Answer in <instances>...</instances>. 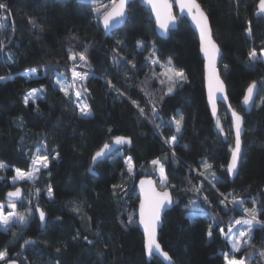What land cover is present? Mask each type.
<instances>
[{
    "label": "trees",
    "instance_id": "16d2710c",
    "mask_svg": "<svg viewBox=\"0 0 264 264\" xmlns=\"http://www.w3.org/2000/svg\"><path fill=\"white\" fill-rule=\"evenodd\" d=\"M106 1L109 0L99 3ZM259 1L239 0L237 5L236 0H198L222 49L219 69L231 107L243 114L240 100L245 88L253 81L259 84L253 109L245 115L244 154L236 177L230 181L225 168L233 145L231 121L223 105H219L216 117L211 116L198 39L185 18L167 39H162L154 31L149 10L135 0L129 5L123 27L105 36L98 25L99 3L0 0L10 10H0V15L6 17L0 29V42L5 45L0 76L11 77L0 81V162L8 165L0 170V176L5 178L0 180V202H5L7 191L21 186L25 198L17 207H25L30 192L33 204L38 202L48 215L43 229L34 212L26 226L14 225L7 233L0 232V250L7 248L8 257L18 259L20 264L25 258L27 264H164L156 256L146 259L137 225L139 199L135 192L138 178H156L151 161L159 158L169 184L176 186L168 189L178 202L165 212L158 237L174 264H225L223 253L236 259L244 257L248 264H264V256L259 254L264 251V228H255L251 246L246 245L238 253L231 252V245L220 232L223 228L226 233L234 219L246 215L243 208L260 209L264 205V62L250 66L247 60L253 47L258 54L264 48V18L258 9ZM29 17L42 24L44 30L33 29ZM249 24L252 39L245 34ZM73 35L77 39H70ZM137 41L145 42L142 50L137 48ZM153 42L160 61L170 57L175 68L182 69L188 78L163 101L160 96L166 85L151 77L152 67L146 62ZM85 45L89 46L85 53L89 67L77 69L94 73V78L84 81L85 99L92 113L89 117L80 116L79 108L55 84L58 75L67 82L71 80L72 62L67 49L84 52ZM8 54H12V61H8ZM114 56L124 59L114 63ZM76 64H80L79 59ZM32 69H36L35 78H26V70ZM155 71L159 73L160 68L155 67ZM107 80L125 95L110 89ZM32 90L41 94L25 105L24 97ZM69 93L74 98L70 90ZM132 100L144 108V116ZM153 103L164 120L177 113L184 115L181 133L177 134L174 127H154ZM217 117L222 120L223 135L216 126ZM172 135H177L178 143L166 144L164 141ZM116 136L129 137L131 146L117 148L94 166L95 174L90 173L93 153ZM42 144H46L47 151L40 155H48V169H42L34 183L13 184L14 170L28 171L33 154ZM57 153L59 159L53 160ZM129 157L134 165L132 173L125 163ZM202 159H207L223 183L213 181L212 187L198 175ZM202 180L201 192L183 191ZM49 185L53 190L51 199L47 195ZM36 189L40 190L38 196ZM204 196L210 204L203 200ZM225 197L226 203L233 198H243L246 203L242 207L228 203L226 209L220 203ZM76 206L79 213L74 210ZM129 216L132 224L128 223ZM213 217L218 223L213 225L209 238ZM258 218L264 222V213ZM84 237L94 243L89 245ZM28 239L36 243L22 250ZM21 251L22 256H17ZM250 255L253 258L247 259Z\"/></svg>",
    "mask_w": 264,
    "mask_h": 264
},
{
    "label": "snow or ice",
    "instance_id": "6c2138e0",
    "mask_svg": "<svg viewBox=\"0 0 264 264\" xmlns=\"http://www.w3.org/2000/svg\"><path fill=\"white\" fill-rule=\"evenodd\" d=\"M88 2L92 4H98L100 0H88ZM130 2V0H111L110 6H104V10L102 13V22L103 27L105 29L106 34L112 31L115 28L122 26L128 19L126 5ZM142 2L147 3L151 6L152 11L155 14V23L160 30V34L163 37H167L168 34L173 30L174 26L180 21L181 17L185 14L191 17V20L195 23L196 28L199 31V39H200V47L204 56L207 60V81H208V102L211 105L212 115L215 117L217 116V101L226 102L227 101V94L225 90V86L223 81L219 78V74L216 69V62L217 58L221 56V49L220 46L217 44L215 39L213 38L214 33L212 32L211 25L209 22V16L207 12L203 9L202 5L198 2V0H175V3L178 5L180 10V16L173 15L172 12V4L169 0H142ZM237 5L239 4V0H236ZM260 13H264V0H260L259 4ZM0 10L4 12H9L8 6L6 3H0ZM97 15L101 14V8L96 9ZM259 15V13H258ZM6 19L5 16L0 15V29L4 28V20ZM29 24L32 26L33 29L43 31L44 26L40 24L35 18L29 17L28 18ZM245 34L248 36L249 39H252L253 32L251 25L246 28ZM70 39H77L74 35L70 37ZM11 42V41H10ZM120 41H117V45H120ZM143 41H137V48L143 49L144 47ZM88 45L84 46V52H74L72 48L67 49L69 54V60L73 63V67L71 68L72 73V82L68 84L66 79H62L57 76L55 80V84L60 87V90L64 93V96L72 101L76 107L79 108V115L82 117H89L91 116V108L87 104L85 99V93H87V87L84 84V81L89 79L90 77L94 78V73L90 71L80 72L77 71V68L89 67L87 63V57L85 53L87 52ZM5 45L0 42V59H3V51ZM116 49H113V52H116ZM158 49L155 46V42L152 44V49L150 52L149 57L146 58V62H148L151 67L152 71L150 73L151 77L159 79V82L162 86L166 85V90L160 96V100L163 101L165 96L171 95L178 86L182 85L183 83L187 82V76L185 75L182 69H177L172 63L171 58L169 57L166 62H161L159 57L156 56V52ZM13 57L12 54H8V61H12ZM79 59L80 64L77 65L76 61ZM121 59L124 58H117L116 56L113 57L114 63H119ZM247 60L249 65H254L257 63L264 62V48H261L259 54L256 48H252L247 54ZM132 63V62H129ZM133 68L136 67L134 63H132ZM159 67L161 71L157 73L155 71V67ZM227 69V65L224 66ZM51 66H46L45 75H47V70H49ZM25 76L28 79L35 78L36 76V69H32L30 72L26 70ZM11 77L0 76V81H6ZM79 82V83H77ZM106 83L110 89H114L118 95L124 96L125 93L121 92L119 89L112 84L110 80H107ZM76 89L75 90V98H73L70 93L69 89ZM257 88V82L253 81L249 84L246 94L243 98V104L246 109L251 106V102L253 101V96L255 90ZM146 96H150V93L145 92ZM38 95L37 90L30 91L24 97V103L27 105L29 100H34ZM131 103L138 109L141 116L145 115L144 108H142L137 101L132 100ZM264 103V100H262ZM229 109H231V105H228ZM38 110V109H37ZM152 113V122L156 129H162L164 127H174L175 132L177 134L181 133L183 122H184V115L182 113H177V116L172 117L170 120H164L160 115L159 111L155 107V104H152L151 108ZM159 120L160 123H156ZM247 121L245 117L238 113L235 109H231V126L230 130L234 132V144L230 145V161L226 166V171L228 175L234 176L237 174L238 166L242 160L244 149H243V135L246 132L245 124ZM217 128L219 132L223 135L224 130L220 124L219 119L217 118ZM111 131V129H109ZM225 139L227 136L225 135ZM166 144L172 145L178 143L177 135H172L169 139L164 141ZM131 139L125 136H116L113 138L112 143H105L103 147L95 152L92 156V166L89 167L88 171L95 172V164L99 163L102 159L108 156L109 153L113 151L114 148L118 146H122L125 144H130ZM46 152V144H42L40 147L36 149V153L32 156V165L28 171H24L22 169L16 168L15 175L11 178L12 183L15 184L17 181H30L35 182L40 175L42 169H48L49 167V158L48 155H40L41 152ZM175 151L173 150V159H175ZM53 160L59 159V153L52 157ZM167 159V157H165ZM125 163L127 164V169L129 173H132L134 165L131 162V157H129ZM151 164L154 166V170L158 171L159 173V182L161 187L165 188V191L157 192L154 187H151L153 184L152 180H141L140 185L141 189L145 183L150 186V193L146 196L145 200L141 201L140 204V221L139 223L143 225L144 233L146 236V254L151 256L154 252L156 254L162 253L164 259L169 261V264H174L172 258L168 255L167 252H163L160 243L157 239V226L162 222L161 221V210L166 209L167 207L171 206L174 203H177V200H174L168 188L175 189V185H170L168 182V175L165 173L164 164L161 162L159 158L154 159L151 161ZM201 169L198 171V175L203 177L204 180H208L211 183L212 187H215V183H223L221 177L217 176L215 171L212 170V165L208 163L207 159H202L200 161ZM8 165L0 162V170L6 169ZM223 167V166H222ZM5 179L4 177L0 176V180ZM215 183H212V182ZM189 183L191 180L189 179ZM203 186V180L198 185H193L190 189L184 188L183 191H193V192H201ZM117 186H113L115 190ZM40 190L36 189V195H39ZM48 197L51 199L53 195V190L51 185L47 188ZM223 195V194H221ZM7 197V207L11 209L5 213V203L0 202V232L7 233L14 225L26 226L29 223V219L35 213H38V218L41 222V227L43 228L44 225L47 223V214L46 212L40 208L39 203L33 204L31 200L26 201L28 203V208L24 212H19L16 210L17 204L16 201H23L22 192L19 187H16L14 191H9L6 194ZM203 200L207 203H211L208 201L207 196L203 197ZM226 197L220 200L221 204L225 205L227 209V204L230 203L233 206L242 207L246 200L243 198H233L231 201L227 203ZM191 204L196 203V201H190ZM253 203L255 201L253 200ZM74 210L79 213L80 209L78 206L74 207ZM243 212L246 214L243 218L234 219L228 225V232L225 233L223 228H220V232L222 235L225 236L227 242L231 245V252L238 253L244 248L246 245L251 246V241L253 239V231L255 228L260 227L264 228V222L259 220V215L264 213V205L261 206L260 209L252 208L247 209L243 208ZM201 215H204L202 212ZM90 219V218H89ZM189 219H192L190 216ZM213 224L209 225L207 236L209 238L212 237V228L214 224L218 222L213 217ZM129 224L133 223V218L129 216L128 220ZM239 226L237 228L236 226ZM99 235V232H97ZM84 240L89 244L92 245L94 241L88 240L87 237H84ZM36 241L32 239H28L24 241V245L21 246L23 250L25 245H33ZM59 251V249H57ZM261 256H264V251L259 253ZM17 256H22L21 253H17ZM225 264H246V259L241 257L240 259H236L234 255L230 257L229 253H223ZM253 257L250 255L247 259H252ZM0 261H7V264H20V261L16 258H9L7 254V248L4 250H0ZM24 264H27L26 258L24 259Z\"/></svg>",
    "mask_w": 264,
    "mask_h": 264
},
{
    "label": "water",
    "instance_id": "95a60500",
    "mask_svg": "<svg viewBox=\"0 0 264 264\" xmlns=\"http://www.w3.org/2000/svg\"><path fill=\"white\" fill-rule=\"evenodd\" d=\"M133 1H135V0H130V2L126 5L127 16H128L129 5H130L131 2H133ZM169 2L172 4V12H173V15L180 16V10H179L178 5L175 3V0H169ZM138 3H139L141 6L147 8V9L149 10V12H150V14H151V17H152V20H153V23H154V31H155L156 35H157L158 37L162 38V39H167V38L170 36V33H171L173 30L176 29L177 25L174 26L173 30L168 34V36H167L166 38L163 37V36L160 34V30L158 29V27H157V25H156V23H155V14H154V12L152 11L151 6H150L149 4H147V3L142 2V0H138ZM259 4H260V1H259V3H258V9H259V12H260ZM261 15H262L263 18H264V13H261ZM181 18H185V19L188 21L190 27H191L192 30L195 32L196 37H197V39H198L199 53H200V56H201V58H202V60H203V69H204V88H205V95H206V103H207V107H208V109H209V111H210V113H211V116L214 117V116L212 115L211 105H210L209 102H208V81H207V71H208V70H207V67H206V65H207V60H206V58H205V56H204V53L202 52L201 47H200L199 31H198V29L196 28L195 23L191 20V17H189V16H187V15L185 14V15H184L183 17H181ZM209 22H210V21H209ZM124 24H125V23H124ZM124 24H123V25H124ZM98 25H99V27L103 30L105 36L109 35V34H110L111 32H113V31H115V30L120 29V28L123 27V25H122V26H120V27H118V28L113 29L112 31H110L109 33L106 34L105 29H104V27H103L102 15L98 17ZM210 25H211V24H210ZM211 29H212V27H211ZM212 32H213V30H212ZM213 38H214V36H213ZM214 39H215V38H214ZM215 41H216V40H215ZM216 42H217V41H216ZM217 44H218V43H217ZM218 45H219V44H218ZM220 49H221V48H220ZM221 56H222V49H221ZM221 56L217 58L216 69H217V72H218V74H219V78L223 81V79H222V77H221L220 69H219V64H220ZM223 83H224L225 90H226V94H227V87H226V84H225L224 81H223ZM251 83H252V82H251ZM251 83H249V84H251ZM249 84H248L247 87L245 88V90H244V94H243V96H242V98H241V100H240V106H241V108L243 109V114H242V113H240V114H241L242 116H244V117H245V115H248V114L251 113V111H252V109H253V106H254V104H255V101H256V97H257V94H258V90H259V84H258V82H257V88H256V90H255V93H254V96H253V101L251 102V106H250L248 109H246V108L244 107V104H243V98H244V96H245V94H246V91H247V88H248ZM227 98H228V95H227ZM219 105H223V106L225 107V110H226V112H227V114H228V116H229V118H230V121H231V109H233V108L231 107V109H229V107H228V105H231L230 102H229V98L227 99L226 102H221V101H219V100L217 101V113H218V111H219ZM238 113H239V112H238ZM215 117H216V116H215ZM231 132H232L233 144H234V132H233L232 130H231ZM242 138H243V137H242ZM112 140H113V139H112ZM112 140H111L110 142H106V143L111 144V143H112ZM104 144H105V143H104ZM104 144H103V145H104ZM103 145H102L98 150H100V149L103 147ZM123 146H128V147H130V146H131V143H130V144H125V145H122V146H118L117 148H119V147H123ZM117 148H114L113 151H115ZM98 150H97V151H98ZM97 151H96V152H97ZM113 151H112V152H113ZM112 152H111V153H112ZM111 153H109V154H111ZM94 154H95V152L93 153V155H94ZM109 154H108V155H109ZM93 155H92V156H93ZM106 157H107V156H106ZM230 157H231V153H230V155H229V158H228L227 164H228L229 161H230ZM104 159H105V158H104ZM104 159H102V160H104ZM102 160H101V161H102ZM227 164H226V166H227ZM95 165H96V164H95ZM90 166H92V157H91V164H90ZM90 166H89V167H90ZM238 168H239V166H238ZM88 169H89V168H88ZM225 171H226V168H225ZM89 172H90V171H89ZM90 173H93V172H90ZM226 173H227V171H226ZM237 173H238V171H237ZM93 174H95V172H94ZM227 175H228V173H227ZM236 175H237V174H235L234 176H231V177L228 175L229 180L232 181V180L236 177ZM141 180H145V181H147V180H152V181H153V184H152L151 187H154L155 190H156L157 192H162V191H165L166 189H163V188L159 187L158 184H157V182H156V179L153 178L152 176H142V177L138 178V180L136 181V184H135V192H136V195L138 196V199H139V200H138V205H137V225H138V228H139V230H140V232H141V234H142V236H143V247H144V252H145L146 259H147V261H149V260L151 259L152 256H156V257L159 258L164 264H169V261H167L166 259H164L162 253H160V254H156V253L154 252L151 256H149V255L146 254V248H145L146 236H145V233H144L143 225H141V224L139 223V221H140V204H141V201H142V200H145L146 196L150 193V186H149L147 183H145V185H144V187H143V190H142V189H141V185H140V181H141ZM17 187H19V188L21 189L22 197H23V188H22L21 186H17ZM15 188H16V187H15ZM15 188H14V189H10L9 191H14ZM167 190L170 191L169 189H167ZM9 191H7V192L5 193V195H4V200H5V202H7L6 194H7ZM170 192H171V191H170ZM171 194H172V193H171ZM172 197H173V195H172ZM18 202H20V201H16V203H18ZM172 206H173V204H172L171 206L167 207L166 209H162V210H161V221H162V219H163V216H164L165 212H167L168 210H170V209L172 208ZM46 214H47V213H46ZM36 216H37V219L39 220V218H38V213H36ZM47 217H48V215H47ZM39 222H40V220H39ZM44 226H45V225H44ZM161 227H162V222L157 226V239H158V237H159V231H160ZM43 228H44V227H43ZM43 228L41 227V222H40V229H43ZM158 242H159V240H158ZM159 243H160V242H159ZM160 245H161V244H160ZM161 248H162V246H161ZM162 250H163V252H166L163 248H162ZM168 255H169V254H168ZM169 256H170V255H169ZM4 264H7V261H6Z\"/></svg>",
    "mask_w": 264,
    "mask_h": 264
},
{
    "label": "rangeland",
    "instance_id": "374dc122",
    "mask_svg": "<svg viewBox=\"0 0 264 264\" xmlns=\"http://www.w3.org/2000/svg\"><path fill=\"white\" fill-rule=\"evenodd\" d=\"M110 4H111V0H109V1H106V2H101V3H99L98 5H97V7H96V9L97 8H101V14L100 15H97L98 17L99 16H101L102 15V13H103V10H104V6H110ZM97 14V13H96ZM160 71H161V69H160ZM68 84H71V80L68 82ZM72 93H74V91H73V89L72 88H70L69 89ZM259 91V90H258ZM38 92V95H37V97L36 98H38L39 96H40V92L39 91H37ZM75 95V94H74ZM258 95V94H257ZM35 98V99H36ZM34 99V100H35ZM31 100V99H30ZM218 119H219V121H220V124H221V126H222V120H221V118L220 117H217ZM217 118H216V126H217ZM14 175H15V172H14ZM156 182H157V184H158V186L159 187H161V185H160V182H159V173H158V171H156ZM24 181H27V180H24ZM17 182H20V181H17ZM30 182V181H29ZM161 188H163V187H161ZM164 189V188H163ZM48 195V194H47ZM30 196H31V193L30 192H28V194H27V196H26V201H28V200H30ZM23 198H25V195H23ZM5 203V213H7L8 211H11V209H9L8 207H7V202H4ZM26 204H25V207L24 208H16V210L17 211H19V212H24L27 208H28V203L27 202H25ZM17 204V203H16ZM241 218H243V217H241ZM237 219H240V218H237ZM237 228H239L238 227V225H237ZM228 229V228H227ZM228 232V230L226 231V233ZM246 264H248V262H246Z\"/></svg>",
    "mask_w": 264,
    "mask_h": 264
},
{
    "label": "built area",
    "instance_id": "2783aa9c",
    "mask_svg": "<svg viewBox=\"0 0 264 264\" xmlns=\"http://www.w3.org/2000/svg\"><path fill=\"white\" fill-rule=\"evenodd\" d=\"M70 66H71V68H72V67H73V63H72ZM77 71H78V69H77ZM71 82H72V73H71ZM77 83H78V82H77ZM75 90H76V89H73V91H74V93H73L74 98H75V95H74V94H75Z\"/></svg>",
    "mask_w": 264,
    "mask_h": 264
}]
</instances>
